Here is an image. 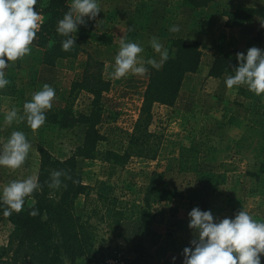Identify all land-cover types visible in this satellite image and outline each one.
I'll return each instance as SVG.
<instances>
[{
	"label": "rangeland",
	"instance_id": "1",
	"mask_svg": "<svg viewBox=\"0 0 264 264\" xmlns=\"http://www.w3.org/2000/svg\"><path fill=\"white\" fill-rule=\"evenodd\" d=\"M258 2L217 0L205 8L193 9L184 6L181 0H98L102 11L91 20L96 37L82 40L81 52L75 58L59 60L55 66L48 67L43 64L42 50L34 41L31 54L9 62L5 70L10 80L6 88H12L13 93L0 95V143L12 131L20 130L26 134L32 148L19 169L0 166V193L12 180L37 176L38 146L63 160L75 153L84 135L80 125L61 128L46 121L35 132L26 121L8 125L4 122L8 110L17 107L23 114L24 102L30 101L44 84H49L56 91L53 106H64L70 98L74 111L86 113L92 93L82 87L70 92L74 83L81 82L87 60H90L100 64L101 77L108 82V89L102 92L98 130L104 136H108L113 127L130 130L141 105L148 74L129 73L124 78H113L111 73L121 38L138 43L144 49L139 54L143 59H159L150 47L153 36L165 48L171 39L182 38L200 43L201 60L195 73L185 75L172 107L159 104L152 107L150 128L163 135L157 157L154 160L131 158L123 166H114L103 161V152L107 147L118 151L120 146L101 142L93 159L77 158L76 172L83 184L89 186L91 200L84 204L80 196L74 203L75 212L91 226L96 255L78 259L73 264H183V249L190 246L194 238L188 227V213L193 207L200 208V201L189 195L194 187L205 188V207L216 218H235L243 209L254 219L264 220V118L260 115L264 97L255 102L245 98L244 86L228 89L224 83L227 75L219 79L207 77L215 56L246 54L253 46L264 50V45L250 41L259 19L229 28L222 14L240 6L252 7L251 3ZM133 6L140 8L135 27H131L130 22H121L131 17ZM34 10L40 12V8ZM173 25L179 26L180 31L170 32ZM134 30L138 34L131 36ZM192 139L202 143L198 168L193 172H179V149ZM151 183L176 188L181 196L171 203L153 199L146 203L145 192ZM97 194L104 198L97 200ZM116 211L123 213L119 220V216L114 215ZM11 229L6 222L0 224V247H7ZM261 264H264V254Z\"/></svg>",
	"mask_w": 264,
	"mask_h": 264
},
{
	"label": "trees",
	"instance_id": "2",
	"mask_svg": "<svg viewBox=\"0 0 264 264\" xmlns=\"http://www.w3.org/2000/svg\"><path fill=\"white\" fill-rule=\"evenodd\" d=\"M215 1L217 0H181V3L198 9L205 8ZM70 3L71 0H38L37 5L34 6V9L40 8L43 20L35 45L42 50V62L48 67L55 66L59 60L75 58L81 52V41L96 37L92 31V22L88 20L87 26H79L74 50L62 51L61 41L64 37L56 32V27ZM222 14L226 17L225 25L229 28L249 23L253 18L259 19L260 23L253 40L259 45H264V5L240 6L232 11H223ZM167 49L170 59L163 67L160 70L149 67L141 105L130 130L113 127L108 136H104L98 130L102 112V92L108 89V82L101 77L100 64L90 60H87L81 82L74 83L70 92L72 94L75 87H82L91 92L93 98L89 110L86 113L74 111L69 98L64 106H53L47 111L46 121L56 123L61 128L80 125L83 127L84 135L75 153L63 160L52 157L47 150L38 146L39 181L43 184L53 169H66L70 170L73 179L78 183L65 181L67 188L55 192L45 185L42 192L27 199L21 213H13L10 217L3 215L4 207L0 204V224L6 222L12 228L7 247H0V264H63V262L73 264L78 259L94 258L95 241L91 226L75 212L74 203L80 196L83 197L84 204L91 200L89 186L83 184L80 175L76 172L77 158L93 159L101 142L120 146L118 151L107 147L103 152V161L114 166H123L131 158L154 160L157 157L163 135L150 128L153 121L152 107L154 104L167 107L174 105L185 75L198 70L202 54L199 42H187L182 38L171 39ZM237 65L238 61L234 55L215 56L208 67L207 77L219 79L224 75H231L232 68ZM242 91L245 93V98L255 102H259L264 97V94L260 97L256 96L247 88ZM12 93V88L0 90V95H12ZM233 104L239 105L237 102ZM260 115L264 118V108ZM201 151L202 143L196 139H192L187 146H182L179 149V172L196 171L198 155ZM189 195H192L194 200L200 201L202 211L207 210L205 188L194 187L189 191ZM180 196L176 188L151 183L145 192L144 201L148 203L153 199L171 203ZM103 198L101 194H97V200ZM33 199L36 201L35 207L40 211V215L36 217L28 214ZM122 214L119 211L114 212V215L119 216L118 220Z\"/></svg>",
	"mask_w": 264,
	"mask_h": 264
},
{
	"label": "clouds",
	"instance_id": "3",
	"mask_svg": "<svg viewBox=\"0 0 264 264\" xmlns=\"http://www.w3.org/2000/svg\"><path fill=\"white\" fill-rule=\"evenodd\" d=\"M37 3L38 0H0V90L10 84L5 72L10 66L9 62H16L30 55L33 42L39 38L37 33L43 20L40 12L34 10ZM101 11L98 0H71L68 10L58 20L56 27V32L64 37L61 41L62 51L74 50L79 26H87V21L95 20ZM131 30L130 28L129 31ZM169 31L179 32L180 28L173 25ZM149 43L159 59H143L139 54L144 49L138 43L121 38L114 71L111 73L113 78H124L129 73L143 76L148 74L149 66L160 70L170 59L169 50L155 36ZM236 59L238 65L232 68L233 74L225 78L226 87L232 89L234 86H244L256 96H262L264 50L253 46L246 54L236 53ZM55 97V89L44 84L41 90L33 93L30 101L24 102L23 114L19 108L12 107L5 113L4 122L11 125L26 121L35 132L45 124L46 113L52 109ZM31 148L23 131H12L0 143V166L19 169L25 164ZM65 181L78 183L70 170L66 169L51 170L49 178L43 184L35 175L10 181L0 193L3 215L10 217L13 213H21L27 199L42 192L45 185L53 192L66 189L68 185ZM35 203L33 199L29 205L31 210L28 214L31 217L40 215ZM188 217V227L193 231L194 238L190 241V246L183 249V264H261V255L264 254V220L254 219L243 209L235 214V218L220 219L214 217L211 210L202 211L199 207H193ZM175 259L173 257V261Z\"/></svg>",
	"mask_w": 264,
	"mask_h": 264
},
{
	"label": "crops",
	"instance_id": "4",
	"mask_svg": "<svg viewBox=\"0 0 264 264\" xmlns=\"http://www.w3.org/2000/svg\"><path fill=\"white\" fill-rule=\"evenodd\" d=\"M137 1H141V0H137ZM142 1H146V2H148V0H142ZM259 2H260V0H259ZM249 3L250 4V6H252V7H258V6H263L264 5V2L263 3ZM135 5H137V4H135ZM131 9H133V12H130L129 13V15H131V17H128V18H126L124 21H121L122 23H124L125 21H127V23L128 22H130V25H131V27H135V25H136V22H138V21H136V19H137V17H139V13H138V10H140V8L139 7H136V6H133V7H131ZM255 22H256V20H255ZM247 24V23H246ZM245 24V25H246ZM138 27V26H137ZM142 30H141V28L139 29V33L141 32ZM138 32L136 31V30H134L133 32H132V34H131V36H134L136 33L138 34ZM250 41L251 42H254V43H256L254 40H253V37H252V35H251V38H250ZM258 43H256V45H257Z\"/></svg>",
	"mask_w": 264,
	"mask_h": 264
}]
</instances>
